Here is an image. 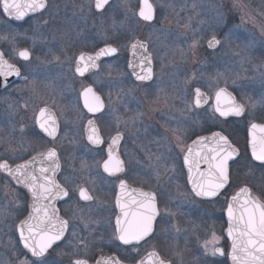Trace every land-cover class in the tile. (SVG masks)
I'll return each instance as SVG.
<instances>
[{"label": "flooded vegetation", "instance_id": "1", "mask_svg": "<svg viewBox=\"0 0 264 264\" xmlns=\"http://www.w3.org/2000/svg\"><path fill=\"white\" fill-rule=\"evenodd\" d=\"M46 1L50 8V0ZM115 3L116 0L110 2V4ZM93 6L94 13L91 16L87 15L89 20L99 19V14L95 9V1ZM48 9L30 16L23 22L6 23L5 18L0 15L4 21L3 25L0 26V34L7 33L9 28L18 34L13 44L0 42V50L5 51V58L10 63H14L21 71V76L0 92V153L7 157H16L12 164L15 167V164L24 163L31 157L39 156L55 146L61 165L58 180L63 184L64 176L71 177L75 183L67 185L69 195L75 197V201H78L81 206L90 203L93 208L92 218L101 221L100 224L91 226L95 231L90 236L89 230L85 229L79 219L73 216L74 212L77 216L79 215L77 204L73 202L72 206L65 211L67 206L64 201L56 202L57 208L60 209V216L68 219L70 225L72 223L77 224L82 236H87L90 241L95 237L96 243L89 245V264H95V259L99 258L100 250L97 245L99 244L100 232L105 234L104 255H114L115 246L119 244V241L107 242L108 237L112 234V227L115 225V217L119 214V209L116 207L119 181L117 177H108L103 172L102 167L103 161L108 159L107 146L110 143V137H114L117 131L122 134L123 138L114 155L125 163V172L120 173L119 176L126 175L129 187L132 189L144 192L163 191L165 196H158L160 207L163 208L167 204L168 208L175 213L174 216L166 217L169 223L154 225V228L167 230L155 241L149 244L141 242L138 253H122L123 264H136L149 251L153 250L152 244H155L156 250L161 253L182 251L184 264H199V259L203 258L201 256L202 246L206 240H211L213 231L221 237L220 245L230 250V242L224 234L227 226L225 220L227 205L224 199L221 198L218 203L212 204L202 203L199 198L192 197L189 194L190 186L187 184L186 169L181 171L182 157L175 161V178L171 182L168 181L162 167L158 185L155 174L148 166L150 164L147 156L149 150L154 154H168L167 144L163 142V137H167L168 142L172 145L176 144V137L170 127H175L176 121L180 120L179 96L175 98L173 107L162 103L161 108H153L154 100L157 101V99H153L155 96L152 91L156 79L157 61L149 43L141 40L148 44V50L152 53L154 78L151 82L136 81L128 66L131 57V44L128 46L127 52L123 53L120 35L114 36L110 29L107 32L108 38H105V32L101 30V27L89 30L75 21L76 24L73 25V28H69L66 22L54 13H52L56 15L54 17H51L52 15L48 18L44 17L49 14ZM40 16H43V20L39 19ZM140 21L142 20L140 19ZM105 39L114 46L117 43L120 44L117 55L104 58L100 62L98 70L83 76L78 75L76 73V60L80 54L94 55L104 46ZM24 49L31 53V59L28 61L19 57V51ZM122 55L125 56L123 63H125V69L129 75L125 79H129L127 83L135 93L120 90L119 72ZM54 57H59V61ZM25 76L28 78L27 81L23 78ZM32 81H35L34 88L30 86ZM149 85H151L150 88ZM86 86L93 87L94 91L101 96L104 102L103 112L109 113L105 119H97L102 113L90 114L84 108L80 93ZM125 89H129L126 84ZM146 90L148 92L147 98ZM232 92L240 101V97L234 91ZM213 103L214 96L210 98L207 106L195 109L199 113L205 108H209ZM42 107H47L56 118L55 141L41 132L38 125L35 124L39 109ZM133 117H139V119L135 123H131ZM89 120L94 121L104 141L97 147H94L87 140L86 131ZM230 120L233 122L225 126L226 134L234 146L238 148L240 154L250 158V121L264 124V111L259 113L258 118L253 119L246 112L245 116L232 117ZM166 123L169 127L165 126ZM197 123L199 127L204 129L200 135H211L207 131L211 121L205 124L204 120L199 118ZM78 126L82 129L79 133L80 141L76 139L74 134V130H78ZM212 130L218 131L219 129L213 128ZM34 133H39V135ZM196 139L197 137L194 135L188 145ZM157 140L161 141L159 145L155 143ZM73 147L85 148L96 155H75L73 154ZM82 162L86 163V169L81 168ZM35 166L38 168L39 164L36 163ZM246 171L245 168H230L231 180L236 187L230 190L229 197L244 186H249L252 192L258 196L257 188L245 179ZM168 175L172 174L169 173ZM257 175L259 174L257 173ZM6 179H9L6 174L0 173L2 222L5 225L3 228H6L5 232L2 231L4 241L0 247V262L11 264L13 259L12 246L19 239V233L16 229L29 214L31 197L28 195L27 189L15 182L8 185L5 183ZM177 185H179V190ZM77 186L89 189V194L93 195L95 199L91 202L79 201L78 191L73 190ZM17 192H19L20 197L19 206H17ZM184 192L192 197L193 204H180V193ZM67 199L65 197V200ZM109 220L111 226H109ZM105 228L107 229L106 232ZM53 255L55 256V253ZM132 257H135V260ZM55 258L63 260L64 264H71L68 256H55ZM172 259L176 264L177 258L172 256ZM216 259L223 258L217 257ZM228 264H231L230 260Z\"/></svg>", "mask_w": 264, "mask_h": 264}, {"label": "snow or ice", "instance_id": "2", "mask_svg": "<svg viewBox=\"0 0 264 264\" xmlns=\"http://www.w3.org/2000/svg\"><path fill=\"white\" fill-rule=\"evenodd\" d=\"M124 9V19H120V8ZM238 7L234 4L233 8ZM49 8L46 0H0V15L7 22H20L28 19L32 14L44 12ZM139 17L144 21L151 22L154 19V9L149 0H140ZM95 9L99 14L101 30L107 34L110 29L113 35H120L125 40L133 41L134 36H128L123 31V25L127 21L131 9L129 0H123L122 4H110V0H95ZM83 10V9H82ZM91 8H89V11ZM232 8L219 5L216 8V15L213 19L211 28L219 30L220 25L224 24L229 18ZM243 12V8L239 9ZM134 15V13H132ZM259 15L264 16V8L259 10ZM105 17L111 20V24L105 27ZM39 19L43 20V16ZM247 13L241 15V20H247ZM190 27V25H185ZM264 34V28H261ZM11 28L7 33L0 34V42L13 44L17 38ZM235 33L228 29L223 42L217 36L216 31H212L210 38L207 39V47L215 51H223L225 45L230 44V39ZM255 41V36L251 35L249 43L251 46ZM200 44V40L195 36L189 49H193ZM133 56L137 50H142L143 57L137 62H129L128 66L133 69L132 75L141 82L152 81V53L148 50V45L138 40L131 43ZM120 50V44L115 46L105 39L104 46L94 55H85L81 53L76 60V73L83 76L89 69H99L97 63L102 58L115 57ZM184 55V53H181ZM239 55V53H235ZM6 52L0 51V77L7 81L8 77L15 75L21 76L20 68L14 63L5 59ZM19 57L25 61L31 59L29 50L19 51ZM59 61V57H54ZM139 68V71L136 69ZM264 76V72H261ZM26 81L28 78L23 77ZM225 77V84H227ZM10 81L4 83L5 87L10 86ZM233 84L236 80L233 79ZM31 87H35V81L31 82ZM149 88L151 85L148 86ZM215 91L206 94L201 91V87H195V108L199 109L208 103V100L214 96V103L209 108H205L196 115L204 120L205 124L211 121L207 131L210 136L200 135L204 129L197 128L196 117L187 116L186 121L191 128L180 120L176 121L175 127L170 130L176 137V144L168 142L167 137H163V142L167 144V155L154 154L150 150L147 152L148 160L155 179L159 185L161 178V168L169 182L175 178V161L182 157L181 171L187 168V184L191 187L189 194L194 198H199L200 202L218 203L221 198L226 203L227 215V240L230 242V250L220 245V236L213 231L211 240H206L202 246L199 264H264V200L252 194L249 186L240 187L239 191L229 197V192L236 185L231 180L230 168H245V179H255L259 182L261 191L260 196L264 197V124H257L250 121L249 144L251 147V157L240 154L237 147L234 146L229 136L225 132V126L233 122L232 117L248 116L254 118L255 109L259 105L264 108V94H261L259 100H254L251 96L241 90V100L237 101L236 96L227 90V87L214 85ZM164 89H160L163 91ZM84 101V107L89 113H102L97 119H105L109 113L103 112L104 102L101 96L94 91L93 87L86 86L80 93ZM146 98L148 92H145ZM111 102V101H110ZM151 102V101H150ZM191 106L185 102V108L181 110V115L191 111ZM247 118V117H246ZM139 117H133L130 121L135 123ZM128 123V122H126ZM35 124L39 130L53 141L56 140L57 124L54 114L47 108L39 109V115ZM89 133L88 141L92 145L103 144L99 131L93 120L88 121ZM169 127L168 124H165ZM218 128V131H213ZM191 131L197 139L193 141L195 149L185 143L188 133ZM39 135V133H34ZM122 134L117 131L114 137H110L108 144V159L103 161V172L108 177L118 178L119 192L116 195V207L119 214L115 217V225L112 227V234L107 242L119 244L115 246L114 255H104L103 244L105 243L104 232L99 233L100 250L99 258L95 259V264H123L122 253L139 252L141 242L149 244L155 241L158 236L164 234L167 230L154 228V225L169 223L166 217L174 216L167 204L163 208L158 203V196L163 197V191L144 192L129 187L127 176H119L125 172V163L114 155L116 149L122 140ZM158 145L160 140L155 141ZM16 157H7L0 153V173L6 174L9 179L5 183L11 185L15 182L17 185L27 189L31 197L30 211L27 218L19 223L16 231L19 233L18 241L12 246L13 259L11 264H64L63 260H58L55 256H68L71 264H89L90 243H96L95 237L90 241L87 236H82L79 226L75 223L70 225L68 219L60 216V209L57 208V201H64L67 206L65 211L75 202L79 208V215L73 213L74 218L89 230L91 236L95 229L91 226L98 225L101 221L92 218L93 208L90 203L79 205L75 197L69 195L67 185L75 183L71 177L64 176V183L58 180L60 172L59 156L55 146L49 148L46 153L40 156H33L24 163L12 166ZM11 161V163H10ZM39 162V167L35 165ZM86 163L82 162L81 168L86 169ZM171 173L172 175H168ZM257 173L259 175H257ZM92 183H95L92 181ZM179 190V185H177ZM74 191L79 193V201L91 202L95 198L89 194V189L77 186ZM183 195V193H180ZM65 197L68 199L65 200ZM19 192H17V206H19ZM178 210V209H177ZM109 226L111 221L109 220ZM11 227V226H9ZM105 228V232H106ZM179 231V229H177ZM148 238H151L150 240ZM22 245V247H20ZM130 246V247H121ZM152 251H149L145 257L136 262V264H174L172 256L177 258L176 264H184V254L182 251L172 253H161L152 244ZM55 253V256L53 255ZM83 257V258H81ZM222 257L223 259H216ZM135 260V257H132ZM2 264V262H0Z\"/></svg>", "mask_w": 264, "mask_h": 264}, {"label": "rangeland", "instance_id": "3", "mask_svg": "<svg viewBox=\"0 0 264 264\" xmlns=\"http://www.w3.org/2000/svg\"><path fill=\"white\" fill-rule=\"evenodd\" d=\"M94 1L50 0L49 14L44 17L58 15L69 28H73L77 22L89 30L99 29V19H87V15L91 16L94 13ZM122 2L123 0H116L115 4L119 5ZM153 4L157 12L156 20L152 24H146L140 21L137 16L140 0H129L131 13L123 25V31L128 36H134L135 40H144L149 43L157 61L156 79L152 89L155 96L153 99H157V101L154 100L153 108H161L162 103L173 107L175 98L179 96L180 121L191 128L186 117H196V125L199 129L201 127L198 126L197 119L200 117L196 115L198 112L194 107L193 90L195 87H201L202 90L211 94L215 91L214 85L218 84L219 87H227L234 91L240 99L241 90L254 100L260 99L261 94H264V76L261 75V72H264V34L261 33V28H264V16L259 15V10L264 8V0H153ZM221 4L233 10L228 14L229 18L217 30L211 28L210 25L216 15V8ZM234 4L238 7L233 8ZM241 7L243 12L239 10ZM89 8H91L90 11ZM245 13L248 14L249 19L242 21L241 15ZM120 19H124L122 7L120 8ZM110 21L105 17V27L110 25L108 24L111 23ZM3 23L4 21L0 17V26ZM185 25H190V27H185ZM229 28L235 33L230 39V44L225 45L223 51L214 52L208 49L207 39L210 38L211 32L216 31L218 38L223 42ZM251 35L255 36V41L251 46H246ZM104 36L108 38V33ZM194 36L200 40V44L189 49ZM120 39L122 52L126 53L128 46L135 40L128 41L122 36ZM182 52L184 55L181 54ZM237 52L239 55L235 54ZM124 59L125 56L122 55L119 72L120 90L135 93L127 83L129 79H125L129 75L125 69V63H123ZM225 77L228 78L227 84H225ZM233 79L236 80V84L232 83ZM125 84L129 89H125ZM161 88L164 90L160 91ZM170 98L173 99L171 102ZM185 102L191 106L192 110L182 116L181 110L185 108ZM262 110L264 111V108L258 105L254 118H258ZM80 130L82 129L79 126L78 130H74L78 141L81 140L79 138ZM193 137L194 135L189 131L185 143L188 145ZM87 151L82 147H73L75 155H96ZM249 182L257 188L258 198L264 200V197L260 196L259 182L255 179L249 180ZM193 202L192 197L185 192L180 196L182 205H190ZM2 218L3 211L0 203V247L4 241L2 231H6V228H3L5 225Z\"/></svg>", "mask_w": 264, "mask_h": 264}, {"label": "water", "instance_id": "4", "mask_svg": "<svg viewBox=\"0 0 264 264\" xmlns=\"http://www.w3.org/2000/svg\"><path fill=\"white\" fill-rule=\"evenodd\" d=\"M111 1H113V0H110V2ZM46 3H47V1H46ZM149 3L150 4H152V6H153V9H154V19L151 21V22H148V21H144V20H142V21H144V22H147V23H153V22H155V20H156V15H157V12H156V8H155V6H154V4H153V0H149ZM139 10H140V8H139ZM139 10H138V13H139ZM36 14H39V13H36ZM36 14H32L31 16H33V15H36ZM138 18L140 19V17H139V15H138ZM20 22H23V21H20ZM138 41H140V42H142V43H144V44H147L146 42H144V41H141V40H138ZM148 45V44H147ZM209 49V48H208ZM211 50V49H210ZM1 51V50H0ZM143 52H142V50H137V53H136V55L135 56H133V54H132V49L130 48V62H137V61H139V60H141L142 59V57H143ZM86 56L88 55V54H85ZM6 59V58H5ZM104 58H102L101 60H99L97 63L98 64H100V62L103 60ZM96 70H98V69H89L88 71H86L85 72V74H88V73H91V72H94V71H96ZM137 71H139V68H137L136 69ZM129 71L131 72V74H132V72H133V69L132 68H130L129 67ZM152 72H153V78H154V63H153V60H152ZM133 76V78L136 80V81H139V80H137L136 78H135V76L134 75H132ZM17 78V76H15V75H11V76H9L8 77V79H7V81H5L4 80V78L3 77H0V92L5 88V86H4V83H6V82H13L15 79ZM145 82H151V81H145ZM10 83V84H11ZM227 90L229 91V92H232L231 90H229L228 88H227ZM201 91L202 92H205L204 90H202L201 89ZM206 94H207V92H205ZM194 94H195V89H194ZM232 94L235 96V94L232 92ZM236 99H237V97H236ZM83 100V99H82ZM209 101H210V99L208 100V103H209ZM237 101H238V99H237ZM207 103V104H208ZM194 104H195V97H194ZM207 104H205V105H203L201 108H204L205 106H207ZM83 106H84V101H83ZM85 108V107H84ZM86 109V108H85ZM87 110V109H86ZM88 112V111H87ZM89 113V112H88ZM90 114H92V113H90ZM96 114H98V113H96ZM96 126V125H95ZM96 128H97V126H96ZM98 130V129H97ZM88 133H89V126L87 127V131H86V135H87V140H88ZM89 142V141H88ZM194 149H195V145L193 144V142L190 144ZM94 147H97L98 145H93ZM250 151H251V147H250ZM46 153V152H45ZM40 156V155H39ZM38 157V156H37ZM37 164H39V162H37ZM186 169V172H187V168H185ZM187 176H188V172H187ZM190 186V185H189ZM191 187V186H190ZM239 190H237L236 192H238ZM235 192V193H236ZM234 193V194H235ZM233 194V195H234ZM252 194L253 195H255L253 192H252ZM256 196V195H255ZM258 197V196H257ZM225 220H226V224H227V226H226V229H225V232H224V234H225V236L227 237V227H228V223H227V215H226V211H225ZM230 263H231V261H230Z\"/></svg>", "mask_w": 264, "mask_h": 264}]
</instances>
